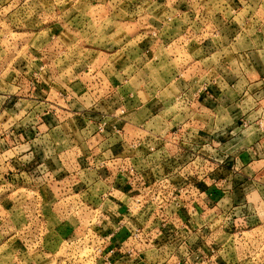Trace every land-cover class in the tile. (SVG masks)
Wrapping results in <instances>:
<instances>
[{
  "label": "crops",
  "instance_id": "crops-1",
  "mask_svg": "<svg viewBox=\"0 0 264 264\" xmlns=\"http://www.w3.org/2000/svg\"><path fill=\"white\" fill-rule=\"evenodd\" d=\"M74 25L71 24L79 27ZM173 25L171 29L176 31ZM263 28L253 27L248 31L250 34L242 29L235 39L229 35L219 37L221 49L223 45L228 49L240 40L242 44L232 52V57H226L216 67L215 81L212 78L200 86L196 81L191 82L190 75L195 77L198 73L206 77L214 71L193 58L199 49L203 51L204 46L212 43L206 37L188 40L186 50L190 51L185 52L181 38L169 40L162 26L157 39L150 42L147 37L140 41L137 53L130 58L123 60L115 54L102 56L100 52L88 60L89 57L81 55V59L69 58L70 52L79 51L81 41L78 37L76 41L65 42L63 35L59 40V58L47 52L35 53L36 68L28 70L29 81L14 86L12 98L0 92V183L6 186L3 175L13 171V189L24 186L37 193L41 180L69 186L76 172V176L81 174L79 182L84 186L96 184L105 188L113 180L111 173L122 162L130 161L142 170L147 168L144 147L140 148L139 157L130 160V156L136 155L130 145L142 140L144 145L158 148L162 160H168L169 169L185 166L171 180L174 186H181L184 176L188 195L180 208L169 202L163 208V219H156L170 222V233L154 243L147 240L150 244L138 246L142 251L156 249V253L180 254L190 249L201 235L198 222L220 217V213L209 210L227 199L233 205L243 204L254 177L258 175L261 179L264 174ZM180 55L190 62L186 69L181 68ZM58 59L64 63L66 59L59 74L46 65ZM102 60L105 62L95 69L87 66ZM40 62L45 68H38L42 66ZM181 77L187 79L181 80ZM120 109L124 114L115 117ZM7 155L12 156L9 162H6ZM99 161L107 162L108 172L83 173L84 167L96 168ZM111 163L116 164L115 169ZM40 173L44 174L41 180L37 176ZM79 182L77 178L76 183ZM115 182L123 183V178L118 177ZM134 191L133 188L128 195ZM119 199L121 203L116 208L122 213L129 198ZM36 201L30 203L36 204ZM151 205L147 201V215L129 221L112 241L116 253H132L136 249L125 247L128 231L134 228V223L154 220V214L148 212ZM53 206L44 207L42 214L46 219L53 215L64 218V223L56 229L63 230L60 234L66 236L69 231L64 232V227L72 226L66 224L69 216L65 212L53 214L56 213ZM198 209L204 210L200 216ZM149 228L147 223L143 234L154 238Z\"/></svg>",
  "mask_w": 264,
  "mask_h": 264
},
{
  "label": "rangeland",
  "instance_id": "rangeland-1",
  "mask_svg": "<svg viewBox=\"0 0 264 264\" xmlns=\"http://www.w3.org/2000/svg\"><path fill=\"white\" fill-rule=\"evenodd\" d=\"M263 21L264 0H0V92L4 91L5 95L12 98L14 86L20 85L21 81H29L28 70L36 68L35 53L47 52L59 58V40L63 35L65 42L70 39L76 41L78 37L81 41L77 52L79 55L70 52L69 58L81 59L83 56L90 60L92 56L102 53V56L115 54L124 60L137 53L140 41L147 37L151 39L150 42L156 40L162 26L166 28L162 32H168L169 40L181 38L185 52L190 51L186 50L190 39L203 36L208 41L212 40L207 47L204 46L203 51L199 49L193 55L203 66L214 69L206 77L198 73L195 77L190 75L191 82L205 85L212 78L215 81L216 67L221 66L219 64L226 57H232V52L242 44L240 40L228 49L224 45L221 49L218 38L229 35L230 39H235L242 29L245 34L252 31L253 27L262 29ZM71 24L79 27H72ZM172 25L177 28L176 31L171 29ZM179 58L181 68L186 69L190 63L187 57L180 55ZM116 60L120 61L118 58ZM104 62L94 61L87 66L95 69ZM65 63L58 59L46 65L59 74ZM68 63L71 64L70 61ZM39 64L42 66L38 68H45L43 62ZM154 78L157 79L156 76ZM184 79L187 77H181V80ZM7 156L6 162H9L12 156ZM110 166L115 169L116 164L111 163ZM12 175L13 171L3 175L6 186L0 183V264H217L218 260L224 264L264 262V174L261 179L258 175L254 177L243 204L233 205L227 199L209 210L220 213V217L198 222L197 229L201 235L197 236V244L190 249L180 254L172 251L156 253V249L153 252L142 251L138 246L140 239L137 238L128 241V245L136 247L132 253H115L110 257L92 252L87 247L89 240L81 236L86 220L91 217L90 210L83 208L81 213L75 211L68 215L66 224L70 223L75 232L62 241L59 234L63 230L56 228H60L59 225L65 219L60 216L55 218L54 215L46 219L42 214V209L48 205H54L56 213L53 214L64 212L58 201L60 193L53 189L47 198L41 194L38 198L42 202L38 201L40 205L36 207L30 203L32 195L28 189L24 186L19 190L13 189L15 178ZM35 207L43 216L41 220L32 218L36 214ZM202 213L204 210H197L199 216ZM125 256L128 258L125 259Z\"/></svg>",
  "mask_w": 264,
  "mask_h": 264
},
{
  "label": "built area",
  "instance_id": "built-area-1",
  "mask_svg": "<svg viewBox=\"0 0 264 264\" xmlns=\"http://www.w3.org/2000/svg\"><path fill=\"white\" fill-rule=\"evenodd\" d=\"M122 114H124V110L120 109L115 117ZM130 146L136 152V155L133 157L130 156V160L131 158L136 159L141 155L140 148H146L143 156L148 157L146 158L147 168L142 170L135 163L130 164V161L122 162L117 170L111 173L113 180L107 183L105 182L107 184H105V188L96 187V184L84 186L83 183L81 184L79 182L81 174L76 176L77 174L75 172L73 174L72 184L70 183L69 186H62L59 184L51 185L52 183L41 180V176L44 174L40 173L37 175L41 180V183H38L37 193L36 190H32V192L29 190L32 195L31 200L35 203V199H37L35 204L36 207L40 205L37 204L38 201L42 202L38 198L41 194H44L42 195L43 198H47L52 193L53 189H55L60 193V198L58 200L60 203H57L63 206L62 209L67 213V216L73 214V212L75 213V211L78 214L83 208L90 210L91 217L89 220H86V225L83 228V235L81 234V236L89 240L87 247L90 248L92 252L100 253L102 257H110L117 252L112 241L117 238L120 231L129 221L139 220L141 215H147V201L152 204L148 212L152 215L154 214V220L147 222L146 219L140 223H134V228L128 231V241L139 238L140 244L144 243L148 245L150 243L147 242V240L154 243L159 237L163 235L167 236L170 233V222L167 220L165 222L157 221L156 219H163V208L165 205H168L169 202H174L177 208H180V204L186 203L185 198L188 193L185 184L187 179L182 176L183 182L180 184L181 186H174L171 180L174 175L181 173L185 166H182V168L174 167L169 169V166H167L168 160H162V155L159 153L158 148L146 146L142 140L136 141ZM98 163L99 165H97L96 168L90 165L84 167L83 173L95 171V174H97L99 171H109V166L106 161H99ZM190 175L194 176L193 173ZM118 177L123 178V183L115 182ZM77 178L79 183H76ZM138 184H140V186L137 187ZM133 188L136 189L134 194L128 195L129 191H132ZM76 189L79 191H76ZM122 196H127L129 199L124 205V211L120 213L116 206L121 203L119 198ZM57 203L55 202V204ZM66 209L70 210L68 211ZM38 212L40 213V210L37 211L36 208V214L32 216L34 220H41L43 218L42 214ZM147 223L150 225L149 233H152L155 236L154 238H151V236L146 237L143 234ZM66 231H69L66 236H61V234H59L62 241L68 236H71V234L75 232V229L71 226L67 227L64 232ZM130 246L132 245H127L125 247L128 249Z\"/></svg>",
  "mask_w": 264,
  "mask_h": 264
}]
</instances>
